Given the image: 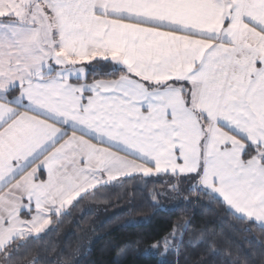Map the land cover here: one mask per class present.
<instances>
[{"label": "crops", "instance_id": "1", "mask_svg": "<svg viewBox=\"0 0 264 264\" xmlns=\"http://www.w3.org/2000/svg\"><path fill=\"white\" fill-rule=\"evenodd\" d=\"M50 5L52 54L39 30L7 16L20 41L0 52V76L32 99L0 112V207L75 191L130 160L126 143L143 150L138 164L163 155L199 182L264 190V165L242 159L243 141L264 149V0H145L132 20L89 15L72 28ZM112 33L124 40L108 43ZM100 62L126 74L89 82Z\"/></svg>", "mask_w": 264, "mask_h": 264}, {"label": "snow or ice", "instance_id": "2", "mask_svg": "<svg viewBox=\"0 0 264 264\" xmlns=\"http://www.w3.org/2000/svg\"><path fill=\"white\" fill-rule=\"evenodd\" d=\"M145 0H52L64 17L69 28L79 27V21L92 17H112L119 14L123 20H132L139 15L137 7ZM9 18L0 16V52L6 46H11L12 41L19 43L20 36L14 31V25L6 23ZM16 18L13 17V20ZM23 23V20L19 21ZM94 35H99L89 27ZM106 33L108 30L103 29ZM69 43H76L82 37H74L67 33L62 36ZM124 40V35L112 33L108 36V43H117ZM106 59V58H105ZM52 64V61H48ZM127 64L128 61H125ZM62 66V61L57 59L53 70ZM43 79L42 76L38 77ZM30 83V82H28ZM34 95L39 96L37 88ZM91 95V92L88 93ZM32 97L23 92L20 81L8 84L0 76V112L4 105L20 106L26 104ZM131 149L128 152L130 160H112L107 167L101 166L98 177H88L84 185H80L75 191L56 197H48L44 203L39 199L21 206L19 209L0 207V264H20L29 254L30 246L40 241H45L55 229V225L61 224L71 216L72 210L81 207V202L91 197L100 203H111L113 199L128 198L129 185L136 186L134 191L140 192V198L150 202L153 208H160L161 201L175 199L177 203L173 211L183 206L185 209H208L209 203L219 204L226 217H230L243 228L237 229L243 233L253 229L264 232V190L252 195L246 194L234 183L216 187L215 182L209 184L206 180L197 183L199 177L192 173L178 172L171 161L161 155L160 158H150L148 161L136 163L137 151L143 150L136 144L126 143ZM134 200L135 197L133 196ZM27 204L28 201H25ZM85 214H88L87 212ZM187 215V213H186ZM192 219L187 221L177 220L169 229L158 237L146 241H136L137 244H145L144 255L151 257L153 264H181V250L185 248L215 247V236L207 227L196 229L200 239L194 240L189 230L194 228ZM185 236L188 240L185 241ZM54 251V249H52ZM90 252L91 249H88ZM116 251V255L110 264H121V257L127 255V246ZM225 255L231 252L225 250ZM218 253H213L217 257ZM185 264H189V257L184 258ZM197 257L192 264H199ZM30 264H81L80 259H75L74 254L61 249L54 260L44 262L39 254L30 260Z\"/></svg>", "mask_w": 264, "mask_h": 264}, {"label": "trees", "instance_id": "3", "mask_svg": "<svg viewBox=\"0 0 264 264\" xmlns=\"http://www.w3.org/2000/svg\"><path fill=\"white\" fill-rule=\"evenodd\" d=\"M126 73L116 70L111 63H99L97 69L88 74V81L117 79ZM245 151L243 161L257 158L264 165V149L258 148L243 141ZM201 175V172L199 173ZM197 175L200 178V175ZM199 183V179L197 180ZM136 186L129 185L128 198L111 203H100L91 197L81 202V207L73 209L71 216L61 224L55 225V231L45 241L30 246L28 257L20 264H30V260L39 254L42 261L54 260L61 249L76 254L79 236L84 227H89L94 219L93 209L100 205L106 206L111 213L110 217L100 223L94 233L97 240L84 252L81 264H110L116 251L127 246V255L121 257V264H153L151 257L144 255L145 244L136 241H146L165 233L178 219L187 221L192 219L194 228L189 232L194 240L200 239L196 229L207 227L215 236V247L185 248L181 250L180 261L185 264L184 258L189 257V264L199 257V264H264V232L253 229L243 233L244 225L238 224L230 217H226L219 204L207 203L208 209H185L183 206L175 209H162L164 203L175 205V199L161 201L160 208H153L148 201L140 198V192L134 191ZM135 197L133 200L132 197ZM87 205V207H85ZM90 210V212H87ZM88 214H85V213ZM187 213V215H186ZM188 236H185V241ZM54 249V251H52ZM225 250L231 255H225ZM213 253H218L213 257Z\"/></svg>", "mask_w": 264, "mask_h": 264}, {"label": "rangeland", "instance_id": "4", "mask_svg": "<svg viewBox=\"0 0 264 264\" xmlns=\"http://www.w3.org/2000/svg\"><path fill=\"white\" fill-rule=\"evenodd\" d=\"M24 5L19 3V5L14 4L10 7L0 8V16H3V14H5L4 16L10 15L12 16L11 20H13V17L16 18L13 20L15 25L29 27L28 29L31 31H34V29L35 31L39 30L42 37V44L48 48L49 52L52 54V46L49 44V40L43 39L44 35H48L49 33V22L46 16L50 15L47 11L48 0H28ZM20 20H23V23H20ZM74 71H76V69ZM173 206L174 205L171 206L164 203L162 209H173ZM85 207H87V205ZM87 212H90V210ZM92 212L94 213L93 222L89 227H84L83 233L79 236V244L74 257L75 259H82L84 252L87 251L98 238V235L94 233L95 229L111 215L109 209L102 205L93 209Z\"/></svg>", "mask_w": 264, "mask_h": 264}]
</instances>
